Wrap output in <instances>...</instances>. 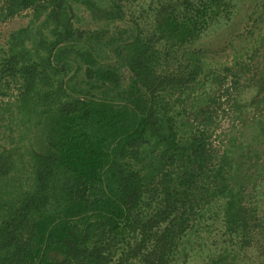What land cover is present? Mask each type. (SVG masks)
Wrapping results in <instances>:
<instances>
[{"label": "trees", "instance_id": "obj_1", "mask_svg": "<svg viewBox=\"0 0 264 264\" xmlns=\"http://www.w3.org/2000/svg\"><path fill=\"white\" fill-rule=\"evenodd\" d=\"M138 1L0 0V264H264V32L215 69L230 1Z\"/></svg>", "mask_w": 264, "mask_h": 264}, {"label": "rangeland", "instance_id": "obj_2", "mask_svg": "<svg viewBox=\"0 0 264 264\" xmlns=\"http://www.w3.org/2000/svg\"><path fill=\"white\" fill-rule=\"evenodd\" d=\"M153 1L156 2L157 0H139L138 2L140 3L136 4L135 7L141 9H147L148 5H151ZM162 1H166V0H162ZM228 1H230L235 6L232 21L228 23L223 22L218 25H215L211 29V31L205 35L204 39L200 43V46L202 47L211 46L212 49L218 50L217 52L214 53L213 58L212 59L210 58V61H208L209 65L215 69L221 68L222 66L225 65L227 66L233 65L235 62L234 59H236L235 52H237V50L243 48L244 51H246L248 50V48H252L253 46H258V41H255V44L252 45L251 44L252 40L248 39L251 37V33H255V36L253 37H255V39H259L260 34L264 32L263 28L262 30L257 29L255 32H252V30L250 29L252 27L251 21H249L250 15H252L253 13H257L260 10L259 6L263 0H228ZM27 14L28 13H26L23 18L14 19L8 23L0 24V55L3 54V51L5 50L4 49L5 44L10 34L21 27L27 26L29 22V17ZM151 15L152 14L146 15L144 19H142L140 22L146 33H150L154 25V21ZM131 20H133L132 15L131 13H128L126 19L127 25L131 22ZM85 24H86V28L94 31L98 29H105L104 27H106V26H101V24L90 25L88 21H86ZM111 26L112 28H114L115 26H117V24H111ZM230 36L231 37L233 36L232 40L230 39ZM230 41L238 49H233L230 45ZM7 123L8 120L0 124L1 129L5 128ZM229 124H230L229 117L227 116L222 117L219 132L227 129ZM6 132L7 131H5V134ZM37 135H38L37 137L33 136L35 140H37L40 134L37 133ZM12 136H13L14 144H11L9 140L7 143H4V145L12 149H16V148L25 149L24 147L28 145V142L26 141L21 142L19 140L21 136V129L16 127L12 131ZM0 142H3V139L1 141V135H0ZM21 152H25V151L21 150ZM15 157L16 159L21 160L20 156L16 155ZM20 162L18 164H20ZM194 253L190 261L192 264L200 262L202 259L200 253L199 256L198 254H194Z\"/></svg>", "mask_w": 264, "mask_h": 264}]
</instances>
